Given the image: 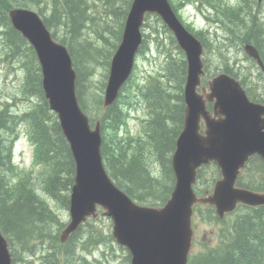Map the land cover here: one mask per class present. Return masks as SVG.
Here are the masks:
<instances>
[{
	"label": "trees",
	"instance_id": "1",
	"mask_svg": "<svg viewBox=\"0 0 264 264\" xmlns=\"http://www.w3.org/2000/svg\"><path fill=\"white\" fill-rule=\"evenodd\" d=\"M101 1L111 6L112 15L116 16L122 29L130 0H120L122 4L119 8H113L117 0ZM244 2L249 10L248 1ZM45 3L46 0H0L1 56L5 57V61L20 59L24 72L21 95L36 99V103L24 110L16 109V98L0 100V231L10 239L9 241L24 248L34 241L51 243L50 254L46 257L49 264H89L85 260H73L72 253L75 252L78 233L67 245H61L59 242L58 232L63 224H60L59 215L50 208L44 196L50 195L68 207L69 199L64 193L73 184L75 165L57 116L50 110L44 97L35 52L13 28L8 12L14 6L36 8L43 17L45 16L43 20L49 30L59 34L62 37L61 42L67 45L70 51L73 65L79 75L78 93L81 101L85 106L90 103L96 109L101 103V97L94 91L91 68L95 69L96 63L101 62L98 57L101 49L96 47V51H93L92 42L85 37L81 42V36L90 27L85 22L94 20L87 14L90 8L87 0H51L50 14H44ZM223 14L225 21L228 20L231 24L230 34L241 40V44H254L264 61V22L260 23L257 19L247 22V19L239 14V10L233 7L224 8ZM107 24L110 25V22L107 21ZM121 32L114 37L119 40ZM197 36L208 48L209 43L201 33ZM101 54L102 52L99 55ZM110 56L111 53L108 57ZM14 67L15 63L9 64L7 73L12 72ZM225 71L233 74L229 69ZM185 77L184 61L170 58L166 64L164 80L158 78L156 86L152 85L155 92L142 89L141 101L148 106L146 118L143 120L146 135L143 142L136 144L130 137L118 139L116 135H111L112 131L127 124V106L133 95L128 93L124 96V105L120 106L119 103L113 106L105 116L103 155L106 166L120 187L141 203L163 204L172 190L174 175L171 155L184 123ZM169 82L173 91L167 90ZM22 135L29 139L33 147L32 162L34 167L41 168L40 177L33 169H21L15 162V144ZM151 161L160 166L161 174L157 178H154L151 171ZM124 170L125 175H122L121 171ZM247 182L246 172L239 180L240 185L253 190L264 188L258 181ZM202 210H206L204 214L199 213L202 217L211 221L218 220L213 209L198 208L197 212ZM56 226L59 228L55 230ZM228 232L229 236L225 237L218 247L198 254L190 264H264V208L248 209L245 214L234 215Z\"/></svg>",
	"mask_w": 264,
	"mask_h": 264
},
{
	"label": "water",
	"instance_id": "2",
	"mask_svg": "<svg viewBox=\"0 0 264 264\" xmlns=\"http://www.w3.org/2000/svg\"><path fill=\"white\" fill-rule=\"evenodd\" d=\"M147 11H157L164 18L189 59L185 126L173 157L177 182L164 208L137 207L116 190L102 164L99 125L92 132L88 118L80 110L76 73L67 50L52 40L35 12L14 9L9 16L36 52L45 97L50 109L59 115L63 134L76 159L72 222L64 231L63 239L75 232L87 215L94 214L98 204L109 210L106 215L114 220V237L128 247L131 264H187L195 204L215 206L220 217L234 211L238 204L264 205V193L235 186L240 169L251 156L258 154L264 158V108L250 103L241 85L225 75L211 82V93L205 88L203 95L197 93L202 74V47L176 19L167 0L134 1L112 62L105 106L115 101L120 86L132 71L135 54L142 43L141 26ZM246 50L264 69L256 49L247 46ZM214 99L217 102L211 116L205 102ZM201 121L206 126L204 135L200 133ZM210 161L218 163L222 179L217 181L212 195L198 198L192 187L197 180V169ZM7 247L0 234V264H11Z\"/></svg>",
	"mask_w": 264,
	"mask_h": 264
},
{
	"label": "rangeland",
	"instance_id": "3",
	"mask_svg": "<svg viewBox=\"0 0 264 264\" xmlns=\"http://www.w3.org/2000/svg\"><path fill=\"white\" fill-rule=\"evenodd\" d=\"M174 1H182V0H174ZM176 2H174L175 4ZM204 4L206 5V7L208 8H216V9H221L222 5H220L219 1L216 0H204ZM190 5V4H189ZM186 6L184 8H182L181 12H180V16L182 17V21L184 23H187L190 26H197L198 24L200 25H206V20L205 17L202 16L201 14H198V9L196 7V5H192V6ZM262 9H260L262 11L261 16L264 18V5L261 7ZM50 9L51 8H47L46 12H48L50 14ZM94 14L95 17L97 18V20L101 21L103 19L108 20L110 22V30H105L103 31L102 26H104L103 23H100L95 26H90L89 28H87L86 32H84V35L81 36V42L82 39L84 38V36H86L88 39L95 41L96 43H98L99 46L101 47V52H103L102 56H98L101 60L100 63H96L95 66V77L96 79L93 80V83L95 84H100V82H102L104 80L103 75L106 73L105 68H104V64L103 62L105 61V57L106 54L108 53V51L111 48H108L107 45L103 44L102 41L100 40V35L99 33H102L101 35H104L108 40L110 41H115V34H118V32H120V26L118 25V22L116 20V18L114 17H105L104 18V14L102 11V8L100 6H98L97 8H95L94 10ZM157 15H153L151 18H149L148 20V25H147V32L149 33L150 31L153 30V27H159L158 23L160 25V29L159 31L162 33V41H161V45H158L157 42H155L154 45H151V43H149L150 41L147 42L146 46H151L149 48V50L147 52H149L148 56H146V58H143V56H139L140 58V71H139V79L143 80L145 78V75H147V71H158L161 69V66H163V64L165 63V58L167 57V52H171L173 55H178L179 50L176 49V46L173 45L172 40H171V34L170 32L168 33L167 30H164V28L161 26L163 24V22H159L157 21ZM219 19L221 22H225V16L224 14L221 15V13H219ZM117 28V29H116ZM115 29L114 33L112 34V31ZM229 29V27H228ZM224 33V32H223ZM222 34V33H221ZM220 34V35H221ZM114 37V38H113ZM104 42V41H103ZM226 45L224 43L219 44L218 43V48H221L222 50L224 49ZM79 48V46H78ZM2 54V44L0 41V100L4 97H12V98H16L17 99V103H16V109L17 110H24L26 107H30L33 103H35L36 99L35 98H27L21 95V83L22 80L24 78V74L22 72V68L20 66L21 61L20 59H9L8 61H5V57L3 58L1 56ZM100 54V53H99ZM210 55V64L212 67V72H216L217 68L220 67V60H219V56L218 54V50L216 49L215 51H213V45L211 47V53H208ZM91 55V53H90ZM229 58H235V57H239L241 60L244 61V54L243 52L238 51V49L232 48L231 52L229 53ZM11 63H15V67L12 70V72H10L9 74L7 73V65L11 64ZM223 63L225 62H221V64L223 65ZM7 64V65H6ZM245 64V63H244ZM211 70V68H210ZM146 113L142 108H138V110L134 111V114H132L131 120L129 121V130L131 131V133L133 135H137L138 133L141 132V125H142V117L145 116ZM16 151H15V157H16V161L18 162V164H20L22 169H26L27 171H29L30 169H33L35 171V174L39 176L40 173V167L39 166H35L32 163V147L30 146V143L27 141V139L25 137H21L17 144H16ZM119 167H122L119 165ZM213 168L211 166H206L202 169L201 171V183L198 186V189H203V191L208 190L209 186H211L214 182L213 178L217 175V171H216V167H215V174L213 175V170L210 169ZM125 170L121 171L122 175H125ZM210 174L211 176L213 175L211 181L205 185V174ZM164 176V175H163ZM35 177V176H34ZM163 178V177H162ZM169 183V181H167ZM172 188V187H171ZM163 191H165L163 189ZM170 194V193H169ZM168 194V196H169ZM60 211V212H59ZM58 213L62 215V217L64 218V221L66 223L69 222L70 220V216H69V212L68 210H63V209H59ZM246 212L241 211V214H245ZM99 220H94L95 222H93V225H88L87 227H92V226H96L105 236H110V234L113 232V224L112 221L109 218H105V217H99ZM217 230L218 227L217 226H208V225H204L202 226L201 230L197 233V239L201 240V238L206 234L208 237L207 240H210V244L211 245H216L219 236H214L213 233L211 232L212 230ZM220 232V231H219ZM218 232V233H219ZM102 236V234H100ZM104 241H101V244ZM20 246H17V250L20 253V256L22 259H26L27 261H21V262H16V264H42L41 261L37 258V257H33L32 255L28 254L27 252H24L22 250L19 249ZM204 249V247H202L201 245H196L193 247L192 252L193 254H196L198 251ZM42 251V250H41ZM91 259H98L100 260L101 264H122L125 257L127 256V253L121 249V247H119L118 245H116L115 242H110L107 243L106 245H100L98 247H96L95 249H93L91 251ZM30 255V256H28Z\"/></svg>",
	"mask_w": 264,
	"mask_h": 264
},
{
	"label": "bare ground",
	"instance_id": "4",
	"mask_svg": "<svg viewBox=\"0 0 264 264\" xmlns=\"http://www.w3.org/2000/svg\"><path fill=\"white\" fill-rule=\"evenodd\" d=\"M214 8V7H213ZM213 8H209L210 10H213ZM9 12H10V10H9ZM9 12H8V15H9ZM219 13H221V12H219ZM203 15L204 16H206V17H208V14L207 13H203ZM221 15H223L222 13H221ZM44 21V20H43ZM110 26V25H109ZM49 29V28H48ZM120 32H121V30H120ZM119 33V32H118ZM114 38V37H113ZM116 39V38H115ZM97 47L98 48H100L101 49V47L102 46H99V45H97ZM102 50V49H101ZM101 50H99V52L98 53H100L101 52ZM98 56H99V54H98ZM69 59H70V61L72 62V65H73V59H72V57H71V55L69 56ZM74 66V65H73Z\"/></svg>",
	"mask_w": 264,
	"mask_h": 264
},
{
	"label": "flooded vegetation",
	"instance_id": "5",
	"mask_svg": "<svg viewBox=\"0 0 264 264\" xmlns=\"http://www.w3.org/2000/svg\"><path fill=\"white\" fill-rule=\"evenodd\" d=\"M216 9V8H213V10ZM220 12V11H219Z\"/></svg>",
	"mask_w": 264,
	"mask_h": 264
}]
</instances>
